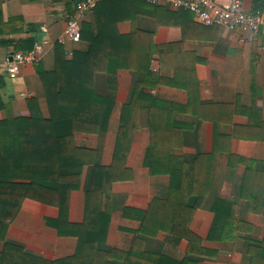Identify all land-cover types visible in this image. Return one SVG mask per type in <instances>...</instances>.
Returning <instances> with one entry per match:
<instances>
[{"label":"crops","instance_id":"obj_1","mask_svg":"<svg viewBox=\"0 0 264 264\" xmlns=\"http://www.w3.org/2000/svg\"><path fill=\"white\" fill-rule=\"evenodd\" d=\"M80 1L0 0V124L7 118L30 116L37 109L49 116L39 70L55 69L57 45L67 52L76 45L60 43L58 38L65 30L67 14L72 15ZM260 1L245 0V8L264 9ZM101 10L102 15L116 18L121 34L136 27L152 35L150 78L142 90L166 102V108L153 111L171 118L170 153L194 165L195 176L206 190L200 200L196 194L187 198V205L195 207L189 229L200 238L195 250L189 251L186 238L164 229L143 233L139 213L149 211L156 199L169 197L171 178L165 172L152 173L146 165L151 128L133 129L118 158L119 177L103 194L109 225L106 240L98 247L126 254L136 245L146 253L185 264H264V31L253 34L208 26L191 10L146 0H106ZM96 16L93 11L82 22L95 26ZM30 38L32 48L17 49ZM43 39L49 40L44 54L37 61L20 64L17 76L11 77L6 59L14 52L34 49ZM177 77L178 81H171ZM140 78L131 68L95 73L96 93L111 94L114 102L105 130L75 133L77 146L93 150L94 161L85 164L80 185L70 194L71 223L85 220L95 164H114L122 108L132 100ZM110 81L115 85L112 92ZM127 210H132L130 215L125 214ZM217 213L224 234L215 239L210 233ZM59 215L56 205L26 199L0 239V251L12 243L47 260L73 256L78 237L60 235L48 223ZM111 261L122 264L118 259Z\"/></svg>","mask_w":264,"mask_h":264},{"label":"trees","instance_id":"obj_2","mask_svg":"<svg viewBox=\"0 0 264 264\" xmlns=\"http://www.w3.org/2000/svg\"><path fill=\"white\" fill-rule=\"evenodd\" d=\"M104 1L94 10L97 11L95 26L82 22L81 39L72 51L67 52L63 45H57L55 69L39 70L49 116L37 109L30 116L7 118L0 124V239H4L24 201L33 199L59 207V217L48 223L60 235L78 237L77 250L73 256L47 260L19 245L6 243L0 251V264H120L111 259H118L122 264H185L146 253L136 245L126 254L98 247V243L106 240L109 225V211L103 210V194L119 177L118 158L133 129L145 126L151 128L146 165L152 173H168L171 180L169 197L156 199L149 211L139 213L143 221L141 230L150 235L164 229L186 238L189 251L195 250L200 243V238L189 229L195 207L187 205V198L196 194L200 200L206 186L202 179L196 178L194 165L170 153L173 146L168 133L171 118L153 111L166 108V102L142 90L150 78L149 66L154 55L152 35L136 27L129 34L119 33L115 27L116 18L102 15L103 10L100 11ZM259 6L264 7V0ZM32 47L33 39L30 38L17 49ZM121 68L135 69L141 78L132 100L122 108L115 161L111 166L95 164L92 184L86 194L85 220L80 224L71 223L68 219L70 194L79 187L85 164L94 161V151L78 147L74 136L77 131L99 133L105 130L114 99L111 94L102 97L96 93L94 76L97 71L114 74ZM109 89L114 91V81H110ZM131 211L125 214L130 215ZM222 222L217 213L211 238L223 237Z\"/></svg>","mask_w":264,"mask_h":264},{"label":"built area","instance_id":"obj_3","mask_svg":"<svg viewBox=\"0 0 264 264\" xmlns=\"http://www.w3.org/2000/svg\"><path fill=\"white\" fill-rule=\"evenodd\" d=\"M103 0H81L77 3L72 15L67 14V23L58 42H78L81 39L82 20L92 13ZM152 4L168 3L174 8L191 10L198 20L208 26L218 25L230 30L258 33L264 31V9L245 8V0H146ZM47 30L46 27H43ZM48 39L39 41L35 48L27 51L14 52L6 59L8 73L11 77L17 76L22 63L37 61L45 52ZM23 95L28 93L24 92Z\"/></svg>","mask_w":264,"mask_h":264}]
</instances>
